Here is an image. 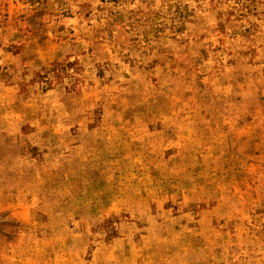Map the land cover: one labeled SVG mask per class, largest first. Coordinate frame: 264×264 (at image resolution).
I'll use <instances>...</instances> for the list:
<instances>
[{
  "label": "rangeland",
  "instance_id": "374dc122",
  "mask_svg": "<svg viewBox=\"0 0 264 264\" xmlns=\"http://www.w3.org/2000/svg\"><path fill=\"white\" fill-rule=\"evenodd\" d=\"M0 264H264V0H0Z\"/></svg>",
  "mask_w": 264,
  "mask_h": 264
}]
</instances>
